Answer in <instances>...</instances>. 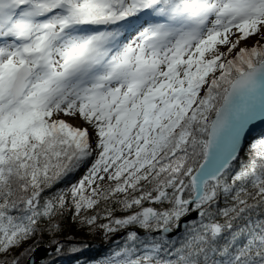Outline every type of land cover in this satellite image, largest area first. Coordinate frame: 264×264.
I'll list each match as a JSON object with an SVG mask.
<instances>
[{
    "label": "rangeland",
    "instance_id": "1",
    "mask_svg": "<svg viewBox=\"0 0 264 264\" xmlns=\"http://www.w3.org/2000/svg\"><path fill=\"white\" fill-rule=\"evenodd\" d=\"M216 10H232L244 19L236 39L206 36L211 30L208 21ZM122 15L128 17L126 21L133 20L130 23L143 19L150 23L145 21L127 33L122 21L101 22L104 18ZM76 17L81 22H75ZM105 24L108 26L104 27ZM147 25L149 28L144 30ZM181 25H192L189 40ZM34 33H44L49 40L47 47L39 42L31 54L25 46ZM55 39H63L67 50L52 45ZM169 44H182L180 58L172 75L154 87L149 98L134 110L132 122L127 126V134L133 137L128 153L116 149L126 135L119 138L112 129L101 126L93 137L89 131L75 129L71 123L65 125L60 118L68 116L49 106H35L26 122L9 130L13 122L6 117L9 112L4 107L12 112V106L27 100V88L34 84L32 80L29 82L30 77L25 82L22 98L12 103L10 87L22 65L32 69L33 77L42 70L48 71L56 78L55 88L61 86L68 91L80 85L75 101L82 107L85 96L90 95L88 90L104 76L112 83L117 97H123L136 65L141 74L151 76L154 67L148 63H154L152 59L161 63L154 52L162 51ZM263 45L264 0H0V58L8 64L0 80V105L4 106L0 108V163L8 161L9 155L26 162L33 160V148L45 137L46 124H53L74 145L77 157L70 169L72 176L46 198L42 210L49 213L61 209L64 214L70 213V225L97 226L95 237L88 240L85 249L68 260L58 258L48 264H182L174 258H162L159 245L152 243L118 248L121 243L122 247L131 243L145 224L156 221L157 212L151 204L157 198L151 199V204L138 213L123 218L108 217L96 222L92 213L105 191L125 196L147 174L167 138L180 129L183 121L192 119L196 124L209 122L210 125L219 106L214 108L219 96L208 90L209 82L241 49H250L245 59L248 67L263 62ZM188 49H191L190 56L181 57ZM110 98L97 108H106ZM262 142L260 154L264 158ZM38 174L34 172V181L38 180ZM215 189L216 186L208 184L203 200L195 209L204 207ZM30 218L29 214L15 218L0 209V249L20 251V235L29 232ZM78 228L75 235L79 234ZM253 248V241H249L239 256L251 253ZM27 258L17 263L25 264ZM239 259L215 260L211 264H253L249 260L240 263Z\"/></svg>",
    "mask_w": 264,
    "mask_h": 264
},
{
    "label": "trees",
    "instance_id": "2",
    "mask_svg": "<svg viewBox=\"0 0 264 264\" xmlns=\"http://www.w3.org/2000/svg\"><path fill=\"white\" fill-rule=\"evenodd\" d=\"M249 52L250 49L245 48L235 53L226 61L223 71L209 82L208 90L219 96L214 108L221 103L229 84L248 67L245 59ZM46 125L45 137L33 148V160L26 162L9 155L8 161L0 163V209L15 218L31 216L29 232L20 235V251L0 249V264H18L38 246L52 248L39 264L58 258L68 260L95 237L96 225L91 228L85 223L70 225V213L64 214L61 209L49 213L42 210L46 198L72 176L70 169L77 157L74 145L53 124ZM208 127L209 122L196 124L186 119L180 129L167 138L147 174L125 196L112 190L101 195L92 213L96 222L108 217L131 216L151 204V199H158L151 204L157 212L156 221L145 224L131 243L124 247L121 243L119 249L152 243L159 245L162 258H174L182 264H211L230 258H240V263L249 260L253 264H264V158L260 154L264 128L250 137L237 163L216 183L209 184L216 189L213 197L201 207L205 209L203 215L192 220L187 229L174 238L157 233L167 226L174 228L187 212L198 210L195 209L198 203L192 207L188 204L194 194L190 178L204 159ZM35 171L39 173L37 181H34ZM77 227L79 234L75 235ZM126 228L128 226L122 229ZM249 241H253L255 248L240 257L241 248Z\"/></svg>",
    "mask_w": 264,
    "mask_h": 264
},
{
    "label": "bare ground",
    "instance_id": "3",
    "mask_svg": "<svg viewBox=\"0 0 264 264\" xmlns=\"http://www.w3.org/2000/svg\"><path fill=\"white\" fill-rule=\"evenodd\" d=\"M243 21L244 19L238 18L237 14L232 10H216L208 21L211 30L206 36L216 37L219 35L222 40H227L228 38L234 40L237 37V31L241 29ZM181 28V31L185 30L186 32V40H189L191 38L192 25H181ZM148 32L149 30L145 34ZM48 40L49 38L47 39L44 33L43 35L34 33L28 37V45L25 48L29 47L31 54H33L34 51H31V49L37 48L39 42L47 47ZM52 45L57 46V48L64 47V50H67L63 39H55V41H52ZM181 47L182 44H169L162 51L154 52V57H160L161 63H158L156 59H152L154 63H148V65L154 67L151 76L141 74L139 65H136V69L132 71L131 79L128 81L127 87H125L123 97H117L112 83L104 76L102 81L95 82L92 88L88 90L90 95L85 96L83 102L85 105L80 107V102L75 101L80 85L77 84L78 86L68 91L67 88L61 86L55 88L56 78L48 71L42 70L41 73L34 77L33 74L31 75L29 82L32 80L34 84L27 88L26 94L29 93V96L26 101L22 100L12 106V112L7 107L2 106V104L0 108L4 107V111L9 112L6 117L11 118L13 122L9 130L26 122L28 114L35 106L56 108L60 114L68 116L67 119L64 117L60 118L64 120L65 125L71 123L75 129L89 131L93 137L98 133L101 126L112 129L119 138L126 135V138L121 144L116 146V149L120 153H128L133 137L127 134V126L132 122L133 112L143 101L149 98L150 91L154 87L161 84L165 77L172 75L173 69L180 58L178 53L181 52ZM167 48L168 50H166ZM190 51L191 49L186 50V53L181 55V57L190 56ZM7 66L8 64L1 61L0 58V80L5 75ZM63 92H66V94L64 95ZM108 97H111L110 104L106 108L103 107L102 110L98 109L97 106L108 99ZM105 112H107V115H105ZM77 114L80 117L79 121L76 120ZM134 124H136L135 120ZM104 148L105 146L102 147V149Z\"/></svg>",
    "mask_w": 264,
    "mask_h": 264
},
{
    "label": "water",
    "instance_id": "4",
    "mask_svg": "<svg viewBox=\"0 0 264 264\" xmlns=\"http://www.w3.org/2000/svg\"><path fill=\"white\" fill-rule=\"evenodd\" d=\"M125 17L104 18L101 22L122 20ZM30 70L22 66L16 73L10 94L12 103L22 98L25 82ZM264 128V61L248 67L229 84L226 93L217 107L208 128L205 156L190 181L193 197L188 201L190 207L203 200L206 186L216 183L237 161L250 137ZM204 208L183 216L174 228L169 226L157 231L165 238H174L183 233L189 223L203 215ZM52 250L51 247L38 246L26 259L25 264L42 263Z\"/></svg>",
    "mask_w": 264,
    "mask_h": 264
}]
</instances>
